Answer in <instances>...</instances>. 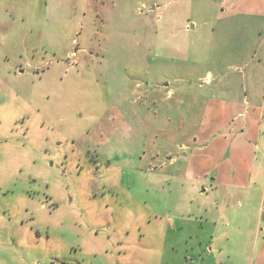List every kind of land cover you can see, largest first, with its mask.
I'll list each match as a JSON object with an SVG mask.
<instances>
[{
	"label": "rangeland",
	"instance_id": "1",
	"mask_svg": "<svg viewBox=\"0 0 264 264\" xmlns=\"http://www.w3.org/2000/svg\"><path fill=\"white\" fill-rule=\"evenodd\" d=\"M222 2L0 0V264H191L176 218L251 245L264 201L209 179L264 171L262 23Z\"/></svg>",
	"mask_w": 264,
	"mask_h": 264
},
{
	"label": "crops",
	"instance_id": "2",
	"mask_svg": "<svg viewBox=\"0 0 264 264\" xmlns=\"http://www.w3.org/2000/svg\"><path fill=\"white\" fill-rule=\"evenodd\" d=\"M222 2V1H221ZM249 2V0H223L222 2V8L221 12H225L224 14L231 17L243 19L244 22L249 17V20H257L258 24L259 21L262 23V28L259 31L260 24L258 25V34L260 33V43L263 46L264 45V0H254V7H256V11H240L242 13H239V11H235L237 7L241 9H244V6ZM238 12V13H237ZM246 13V14H243ZM193 28V26H192ZM245 33V31L243 32ZM172 93V90L170 89V92ZM253 112L255 115V122L257 121V130L256 132H253L252 134V142L255 143V146L259 149L262 148V141L260 138V135L264 137V126L261 125V116L264 114V104L260 103L259 106H247L246 114ZM252 123V124H251ZM247 122L242 123L240 129L237 132H243L244 130H249L248 127H252L255 125L253 122ZM253 131V130H251ZM188 147V146H187ZM191 152V150L188 148L186 153L181 152L182 156H188V154ZM190 156V155H189ZM264 156V153H263ZM254 157L253 160L246 161L249 165L248 167V174H246L244 182L245 184L243 186L235 185V184H226L224 181L233 180L236 174V172L232 171L231 175L222 174L223 169L219 172H217L213 178H210L209 182L211 185L225 187V186H233L234 188H240L241 192L244 194L245 199H249L250 201L255 196H259L262 201H264V171H260L262 168V163H257V160ZM246 160V159H245ZM187 163H184L182 165V176L186 177L188 170V167L186 166ZM254 165V166H253ZM224 173V172H223ZM208 179V178H207ZM229 179V180H228ZM222 183V184H221ZM207 188L203 189L201 192H206ZM207 193V192H206ZM247 199V200H248ZM245 212H249V206L245 207ZM256 214V218L250 225L252 229V237L253 239L250 241V244L248 243V239L244 236L245 235V228L248 227V224L244 222L241 227L243 228L244 234L239 233L238 241L232 242L230 232L225 233L220 238L215 237V228L208 222V221H201V220H184L183 218H176L175 220H172V224H169V226L173 227L174 229H181L182 227H187L188 224L191 225L192 228V234H191V241L190 246L186 247L185 254H187V251L189 250L190 256H191V264H216L218 261L220 263V257L219 255H223L225 260L227 259V264H242L238 263L237 261H234V259L239 260L240 258L245 257L247 261L244 264H264V206H261L256 208L254 211ZM247 213L244 214V217H246ZM196 228V231H195ZM240 228V229H242ZM242 237V239H241ZM244 237L246 238L245 241H243ZM175 244H182V241H175ZM234 258V259H233ZM219 259V260H217ZM185 260V258H184ZM183 260V262H184ZM217 260V261H216Z\"/></svg>",
	"mask_w": 264,
	"mask_h": 264
},
{
	"label": "built area",
	"instance_id": "3",
	"mask_svg": "<svg viewBox=\"0 0 264 264\" xmlns=\"http://www.w3.org/2000/svg\"><path fill=\"white\" fill-rule=\"evenodd\" d=\"M215 1H222V0H215ZM261 125L264 126V114L261 116Z\"/></svg>",
	"mask_w": 264,
	"mask_h": 264
}]
</instances>
